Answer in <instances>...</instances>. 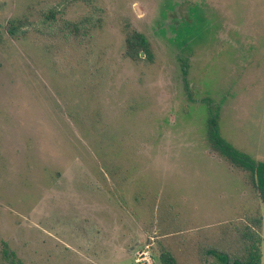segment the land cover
Masks as SVG:
<instances>
[{
	"label": "rangeland",
	"instance_id": "1",
	"mask_svg": "<svg viewBox=\"0 0 264 264\" xmlns=\"http://www.w3.org/2000/svg\"><path fill=\"white\" fill-rule=\"evenodd\" d=\"M208 108L264 161V0H0V264H218L254 219L264 264Z\"/></svg>",
	"mask_w": 264,
	"mask_h": 264
},
{
	"label": "trees",
	"instance_id": "2",
	"mask_svg": "<svg viewBox=\"0 0 264 264\" xmlns=\"http://www.w3.org/2000/svg\"><path fill=\"white\" fill-rule=\"evenodd\" d=\"M71 32H77V26L69 25ZM18 27L10 23L6 32L12 37L16 36ZM74 34V33H73ZM125 55L131 60L144 59L152 60L147 39L140 33L132 31L125 36ZM183 68V73L185 74ZM207 135L210 149L223 157L228 164L236 169L245 172L253 187L260 203L264 208V161H257L248 154L239 151L227 142L219 132L217 123V112L207 109ZM259 219L252 220L251 225H244L236 233L233 239L230 236L228 249H210L208 254L212 255L218 264H260V242L261 239L256 231L260 226ZM237 237V238H236ZM234 240V241H232ZM234 250L232 251V249ZM159 264H178L174 256L169 251H162L159 256Z\"/></svg>",
	"mask_w": 264,
	"mask_h": 264
}]
</instances>
